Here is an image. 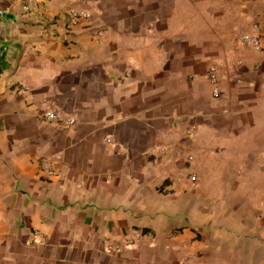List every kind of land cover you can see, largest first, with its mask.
I'll return each instance as SVG.
<instances>
[{
	"label": "crops",
	"instance_id": "obj_1",
	"mask_svg": "<svg viewBox=\"0 0 264 264\" xmlns=\"http://www.w3.org/2000/svg\"><path fill=\"white\" fill-rule=\"evenodd\" d=\"M1 11L0 264H264V51L241 41L264 33V0ZM50 109L76 125L42 120Z\"/></svg>",
	"mask_w": 264,
	"mask_h": 264
},
{
	"label": "built area",
	"instance_id": "obj_2",
	"mask_svg": "<svg viewBox=\"0 0 264 264\" xmlns=\"http://www.w3.org/2000/svg\"><path fill=\"white\" fill-rule=\"evenodd\" d=\"M28 7H24V11H28ZM4 15V11L0 12V16ZM69 15L71 17L72 23L77 24L82 19H91L92 13L89 11L79 10V9H71L69 11ZM264 33L262 32L259 25L254 24L252 30L250 32H246L241 36V41L252 47L257 51H264ZM10 52V47L2 40H0V60L6 57ZM207 80L214 86L213 96L220 97L222 95L221 88L219 86L220 78H219V70L217 67L213 66L209 69L207 76ZM27 92V87L25 85L22 86V93ZM40 118L46 122L54 123L63 128H70L76 125L77 120L74 117L67 116L64 112L50 109L41 113ZM194 127L192 128V130ZM189 160L192 161L193 157H189ZM40 170L43 173L44 177L48 180H52L59 175V171L56 163L48 157H44L39 161ZM189 180L193 183L197 181V176L194 174L189 175ZM36 235H40L38 232ZM143 231L138 229H134L130 232L128 237V243L133 244L136 241L142 239L144 237Z\"/></svg>",
	"mask_w": 264,
	"mask_h": 264
},
{
	"label": "rangeland",
	"instance_id": "obj_3",
	"mask_svg": "<svg viewBox=\"0 0 264 264\" xmlns=\"http://www.w3.org/2000/svg\"><path fill=\"white\" fill-rule=\"evenodd\" d=\"M257 25H259V26H260V28H261V29H263V27H262L260 24H258V23H257ZM190 170H192V168H188V169H187V172L189 173V172H190Z\"/></svg>",
	"mask_w": 264,
	"mask_h": 264
}]
</instances>
